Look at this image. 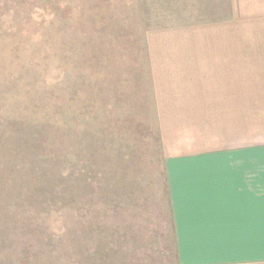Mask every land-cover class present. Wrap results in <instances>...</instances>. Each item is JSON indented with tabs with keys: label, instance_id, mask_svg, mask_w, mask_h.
<instances>
[{
	"label": "rangeland",
	"instance_id": "rangeland-1",
	"mask_svg": "<svg viewBox=\"0 0 264 264\" xmlns=\"http://www.w3.org/2000/svg\"><path fill=\"white\" fill-rule=\"evenodd\" d=\"M162 7L0 0V264H180L146 48Z\"/></svg>",
	"mask_w": 264,
	"mask_h": 264
},
{
	"label": "crops",
	"instance_id": "crops-1",
	"mask_svg": "<svg viewBox=\"0 0 264 264\" xmlns=\"http://www.w3.org/2000/svg\"><path fill=\"white\" fill-rule=\"evenodd\" d=\"M162 19L146 48L177 260L264 264V0H163Z\"/></svg>",
	"mask_w": 264,
	"mask_h": 264
}]
</instances>
